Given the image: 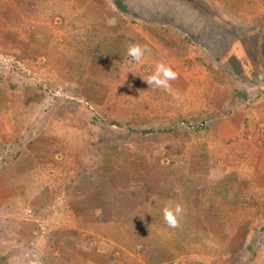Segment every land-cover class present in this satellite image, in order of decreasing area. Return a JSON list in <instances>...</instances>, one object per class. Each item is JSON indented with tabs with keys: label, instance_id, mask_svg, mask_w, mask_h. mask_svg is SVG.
<instances>
[{
	"label": "rangeland",
	"instance_id": "1",
	"mask_svg": "<svg viewBox=\"0 0 264 264\" xmlns=\"http://www.w3.org/2000/svg\"><path fill=\"white\" fill-rule=\"evenodd\" d=\"M0 93V264H264V0H0Z\"/></svg>",
	"mask_w": 264,
	"mask_h": 264
},
{
	"label": "clouds",
	"instance_id": "2",
	"mask_svg": "<svg viewBox=\"0 0 264 264\" xmlns=\"http://www.w3.org/2000/svg\"><path fill=\"white\" fill-rule=\"evenodd\" d=\"M148 51L149 50L146 46L130 45L128 47L127 55L131 57L133 61H140ZM174 79H176V73L171 68L161 63L157 65L155 73L148 77L147 83L167 88L169 81ZM182 212L183 209L178 204L175 207H165L163 210L165 222L170 227H177L178 217L182 214Z\"/></svg>",
	"mask_w": 264,
	"mask_h": 264
},
{
	"label": "crops",
	"instance_id": "3",
	"mask_svg": "<svg viewBox=\"0 0 264 264\" xmlns=\"http://www.w3.org/2000/svg\"><path fill=\"white\" fill-rule=\"evenodd\" d=\"M1 95V93H0ZM256 102H254L253 104H250L249 107L247 105H244L243 109H238V111L232 112L230 114L227 115V120H232V122H237V130L236 132L238 133V128L240 126V123L245 122L247 123V127H250L251 131H252V127H254L253 125L256 123L258 115L257 113V109L259 106H256L257 104H255ZM253 108V110L251 111V109ZM241 118V119H240ZM1 124V121H0ZM245 128V130L242 132V134L249 136L250 138L253 136L250 131L249 128ZM232 129V128H230ZM87 263V262H86Z\"/></svg>",
	"mask_w": 264,
	"mask_h": 264
},
{
	"label": "trees",
	"instance_id": "4",
	"mask_svg": "<svg viewBox=\"0 0 264 264\" xmlns=\"http://www.w3.org/2000/svg\"><path fill=\"white\" fill-rule=\"evenodd\" d=\"M116 5L119 7V8H122V4L121 3H116ZM115 125V124H114Z\"/></svg>",
	"mask_w": 264,
	"mask_h": 264
}]
</instances>
